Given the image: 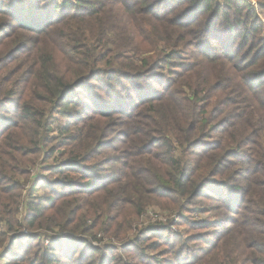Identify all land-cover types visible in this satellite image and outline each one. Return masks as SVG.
Instances as JSON below:
<instances>
[{"label":"trees","instance_id":"obj_1","mask_svg":"<svg viewBox=\"0 0 264 264\" xmlns=\"http://www.w3.org/2000/svg\"><path fill=\"white\" fill-rule=\"evenodd\" d=\"M260 2L0 0V264H264Z\"/></svg>","mask_w":264,"mask_h":264},{"label":"rangeland","instance_id":"obj_2","mask_svg":"<svg viewBox=\"0 0 264 264\" xmlns=\"http://www.w3.org/2000/svg\"><path fill=\"white\" fill-rule=\"evenodd\" d=\"M255 3L254 4H257V7L260 8V0H253ZM162 7H163V4H162ZM260 13H261V17L263 18L264 20V9L260 10ZM208 46L211 48V47H215V49H221V48H226L227 45L230 44V42H225L224 39H222L221 37L217 36V37H213V38H210L209 41H208ZM220 44H224V46H220ZM45 176H47V173H43ZM148 220H146L147 222ZM155 221V220H153Z\"/></svg>","mask_w":264,"mask_h":264},{"label":"built area","instance_id":"obj_3","mask_svg":"<svg viewBox=\"0 0 264 264\" xmlns=\"http://www.w3.org/2000/svg\"><path fill=\"white\" fill-rule=\"evenodd\" d=\"M151 214V216L153 217V220H159V221H162V218H158V216L157 215H153V213L151 212L150 213Z\"/></svg>","mask_w":264,"mask_h":264}]
</instances>
